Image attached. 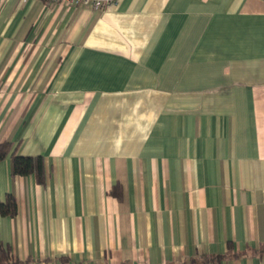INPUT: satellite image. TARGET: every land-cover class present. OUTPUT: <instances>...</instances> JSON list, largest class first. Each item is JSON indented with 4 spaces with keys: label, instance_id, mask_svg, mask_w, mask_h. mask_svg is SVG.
<instances>
[{
    "label": "crops",
    "instance_id": "0c3cea01",
    "mask_svg": "<svg viewBox=\"0 0 264 264\" xmlns=\"http://www.w3.org/2000/svg\"><path fill=\"white\" fill-rule=\"evenodd\" d=\"M6 140L14 259L264 264V0H0Z\"/></svg>",
    "mask_w": 264,
    "mask_h": 264
},
{
    "label": "trees",
    "instance_id": "16d2710c",
    "mask_svg": "<svg viewBox=\"0 0 264 264\" xmlns=\"http://www.w3.org/2000/svg\"><path fill=\"white\" fill-rule=\"evenodd\" d=\"M13 143L11 141L0 142V161L11 157L12 174L13 175H29L35 174L40 184L46 183L45 160L41 155L30 156L12 153ZM115 186L112 193L119 196L121 192ZM18 205L16 196L8 193L5 200H0V214L4 216H16ZM29 259H14L10 253L9 247L0 245V264H28Z\"/></svg>",
    "mask_w": 264,
    "mask_h": 264
},
{
    "label": "built area",
    "instance_id": "2783aa9c",
    "mask_svg": "<svg viewBox=\"0 0 264 264\" xmlns=\"http://www.w3.org/2000/svg\"><path fill=\"white\" fill-rule=\"evenodd\" d=\"M50 3L66 1L75 6H89L95 10H102L112 3V0H48Z\"/></svg>",
    "mask_w": 264,
    "mask_h": 264
}]
</instances>
